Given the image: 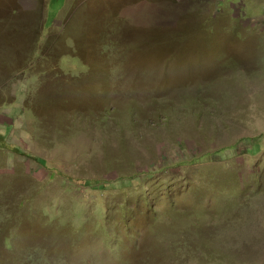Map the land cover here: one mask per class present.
<instances>
[{
	"label": "rangeland",
	"instance_id": "1",
	"mask_svg": "<svg viewBox=\"0 0 264 264\" xmlns=\"http://www.w3.org/2000/svg\"><path fill=\"white\" fill-rule=\"evenodd\" d=\"M0 144V264H264V0H0Z\"/></svg>",
	"mask_w": 264,
	"mask_h": 264
},
{
	"label": "crops",
	"instance_id": "2",
	"mask_svg": "<svg viewBox=\"0 0 264 264\" xmlns=\"http://www.w3.org/2000/svg\"><path fill=\"white\" fill-rule=\"evenodd\" d=\"M6 121H4L2 124H4ZM0 148H5V145L0 144ZM6 149V148H5ZM4 150V149H3Z\"/></svg>",
	"mask_w": 264,
	"mask_h": 264
},
{
	"label": "clouds",
	"instance_id": "3",
	"mask_svg": "<svg viewBox=\"0 0 264 264\" xmlns=\"http://www.w3.org/2000/svg\"><path fill=\"white\" fill-rule=\"evenodd\" d=\"M53 25V24H52Z\"/></svg>",
	"mask_w": 264,
	"mask_h": 264
}]
</instances>
